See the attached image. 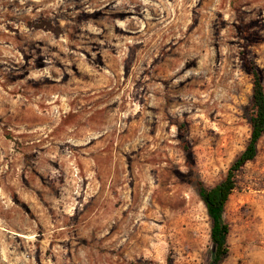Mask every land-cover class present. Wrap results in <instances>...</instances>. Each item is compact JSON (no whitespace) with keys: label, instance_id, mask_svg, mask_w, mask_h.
Instances as JSON below:
<instances>
[{"label":"rangeland","instance_id":"obj_1","mask_svg":"<svg viewBox=\"0 0 264 264\" xmlns=\"http://www.w3.org/2000/svg\"><path fill=\"white\" fill-rule=\"evenodd\" d=\"M264 0H0V264H206L250 135ZM220 264H264V134Z\"/></svg>","mask_w":264,"mask_h":264},{"label":"trees","instance_id":"obj_2","mask_svg":"<svg viewBox=\"0 0 264 264\" xmlns=\"http://www.w3.org/2000/svg\"><path fill=\"white\" fill-rule=\"evenodd\" d=\"M248 73L251 77L250 112L248 115L250 135L248 141L218 182L213 185H205L199 179L195 182L197 195L204 204L210 221V251L206 264H220L228 254L229 224L225 218V204L229 195L237 187L238 176L243 165L255 157L258 140L264 134V84L262 76L255 65L249 67Z\"/></svg>","mask_w":264,"mask_h":264}]
</instances>
